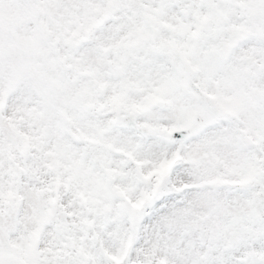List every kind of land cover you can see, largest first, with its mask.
I'll use <instances>...</instances> for the list:
<instances>
[{"label":"snow or ice","instance_id":"snow-or-ice-1","mask_svg":"<svg viewBox=\"0 0 264 264\" xmlns=\"http://www.w3.org/2000/svg\"><path fill=\"white\" fill-rule=\"evenodd\" d=\"M0 264H264V0H0Z\"/></svg>","mask_w":264,"mask_h":264}]
</instances>
